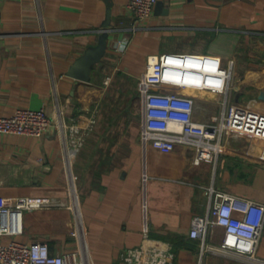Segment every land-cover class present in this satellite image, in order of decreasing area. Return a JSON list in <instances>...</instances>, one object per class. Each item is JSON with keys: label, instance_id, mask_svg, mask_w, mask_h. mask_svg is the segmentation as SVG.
Returning a JSON list of instances; mask_svg holds the SVG:
<instances>
[{"label": "crops", "instance_id": "obj_1", "mask_svg": "<svg viewBox=\"0 0 264 264\" xmlns=\"http://www.w3.org/2000/svg\"><path fill=\"white\" fill-rule=\"evenodd\" d=\"M127 2L0 0V115L42 107L51 119L40 138L0 136V195L66 203L25 211L18 240L46 241L52 254L82 247L87 264H121L119 253L147 234L170 242L174 264H250L201 253L189 229L193 216L206 213L210 185L264 201V138L228 135L215 165H195L184 146L160 153L143 143L142 99L134 132H110L114 121L103 126L100 110L114 73L131 81L133 97L147 56L171 52L215 55L230 68L226 94L202 90L199 80L166 79L194 98L196 122H209L224 102L264 112V0H156L140 22ZM105 28L106 51L92 64L88 80L67 75ZM92 118V131L68 163L63 134L66 139L72 125L85 129ZM218 233L207 241L217 243ZM257 256L264 261V228Z\"/></svg>", "mask_w": 264, "mask_h": 264}, {"label": "built area", "instance_id": "obj_2", "mask_svg": "<svg viewBox=\"0 0 264 264\" xmlns=\"http://www.w3.org/2000/svg\"><path fill=\"white\" fill-rule=\"evenodd\" d=\"M156 0H128L127 8L137 22L149 17ZM137 24H132L136 30ZM183 62L205 68L200 70L175 64ZM231 65V62H230ZM204 74V75H203ZM203 81L202 90L226 94L230 68L220 57L211 54L171 53L150 54L140 77L143 95L142 141L160 153H170L177 146L192 150V163L216 164L228 135L264 138V112L225 103L209 122L193 119L194 98L183 93L182 85L167 78ZM201 85V83H199ZM60 113L58 112V115ZM95 119L85 129L72 125L63 142L68 163L82 147ZM51 124L45 109L21 107L0 115V136L14 134L40 138ZM58 125L63 129L60 117ZM207 210L191 219L189 237L200 240V250L240 257L250 264H264L257 256L264 228V201L221 192L213 185L206 189ZM65 201L48 196L0 195V264H87L85 252L78 250L52 254L46 241L20 242L23 213L28 210L60 207ZM219 231V240L210 244L207 238ZM121 264H174L175 254L170 242L143 235L141 242L119 253Z\"/></svg>", "mask_w": 264, "mask_h": 264}, {"label": "rangeland", "instance_id": "obj_3", "mask_svg": "<svg viewBox=\"0 0 264 264\" xmlns=\"http://www.w3.org/2000/svg\"><path fill=\"white\" fill-rule=\"evenodd\" d=\"M106 86H107L106 88L108 89L107 94H109V97L104 95L105 97L103 98V100H105V102L102 100V111L100 110V115L103 118L101 122L104 123L102 125L105 126V124L109 122V120H111V122L113 121L114 122L111 126H109L110 132L111 131L114 133L134 132L137 127L136 121L138 118V112L140 110V102H141L140 88L138 90L136 89L137 91L135 90L136 94L135 95L133 94L134 96L132 97V93H130L132 90V87H130L131 81L127 79L125 76H122L117 73L113 74V76L111 77L110 81H108V84ZM128 105H129V108L127 109L128 114L126 115L124 109L125 106L128 107ZM118 115L121 118L123 117L124 119L118 120ZM76 224H77V232L79 234L80 231L79 216H76Z\"/></svg>", "mask_w": 264, "mask_h": 264}, {"label": "water", "instance_id": "obj_4", "mask_svg": "<svg viewBox=\"0 0 264 264\" xmlns=\"http://www.w3.org/2000/svg\"><path fill=\"white\" fill-rule=\"evenodd\" d=\"M108 25L109 13L104 26L107 27ZM107 37L108 30L105 28L98 36L96 47L94 49L87 50L80 58H78L68 70L67 75L83 81L88 80L92 64L98 62L105 54ZM141 99L143 100V95H141Z\"/></svg>", "mask_w": 264, "mask_h": 264}, {"label": "trees", "instance_id": "obj_5", "mask_svg": "<svg viewBox=\"0 0 264 264\" xmlns=\"http://www.w3.org/2000/svg\"><path fill=\"white\" fill-rule=\"evenodd\" d=\"M106 96H108V97H109V94H106Z\"/></svg>", "mask_w": 264, "mask_h": 264}, {"label": "clouds", "instance_id": "obj_6", "mask_svg": "<svg viewBox=\"0 0 264 264\" xmlns=\"http://www.w3.org/2000/svg\"><path fill=\"white\" fill-rule=\"evenodd\" d=\"M121 47H122V45H121Z\"/></svg>", "mask_w": 264, "mask_h": 264}]
</instances>
